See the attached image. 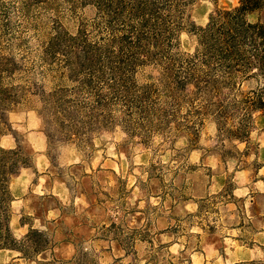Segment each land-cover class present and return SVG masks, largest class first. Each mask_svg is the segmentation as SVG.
<instances>
[{
  "label": "rangeland",
  "instance_id": "374dc122",
  "mask_svg": "<svg viewBox=\"0 0 264 264\" xmlns=\"http://www.w3.org/2000/svg\"><path fill=\"white\" fill-rule=\"evenodd\" d=\"M238 2L0 0V148L25 160L8 226L42 232L0 264H264V110L244 109L264 75L179 81Z\"/></svg>",
  "mask_w": 264,
  "mask_h": 264
},
{
  "label": "trees",
  "instance_id": "16d2710c",
  "mask_svg": "<svg viewBox=\"0 0 264 264\" xmlns=\"http://www.w3.org/2000/svg\"><path fill=\"white\" fill-rule=\"evenodd\" d=\"M142 4L147 6V2ZM263 7V0H239L238 5L231 9L214 10L206 25L198 28L194 52L182 61L185 69L184 75L179 77L182 87L191 81L200 91H214L219 88V83L229 84L237 75L247 77L255 75L257 71L264 75V23L259 20L251 22L246 18ZM255 93L248 101L244 100L247 113L250 109L264 110V101L258 92ZM244 126L241 120L236 128L227 130L228 135L241 139L246 134ZM19 151H22L19 146L14 149L0 148V248L15 250L25 257L32 246L39 250V241H32L30 237L39 236L42 232L29 229L18 242L12 237L8 226L7 202L10 197L6 183L8 176L25 162Z\"/></svg>",
  "mask_w": 264,
  "mask_h": 264
}]
</instances>
